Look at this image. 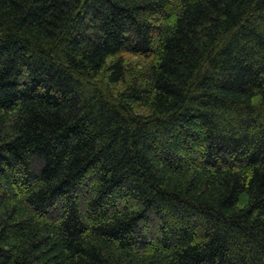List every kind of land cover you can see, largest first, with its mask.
<instances>
[{"label":"trees","instance_id":"trees-1","mask_svg":"<svg viewBox=\"0 0 264 264\" xmlns=\"http://www.w3.org/2000/svg\"><path fill=\"white\" fill-rule=\"evenodd\" d=\"M0 264H264V0H0Z\"/></svg>","mask_w":264,"mask_h":264}]
</instances>
